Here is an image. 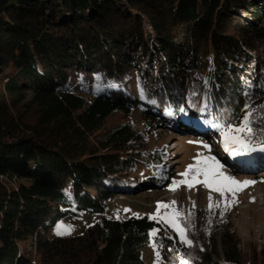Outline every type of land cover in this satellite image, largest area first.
Returning <instances> with one entry per match:
<instances>
[{
    "label": "trees",
    "instance_id": "obj_1",
    "mask_svg": "<svg viewBox=\"0 0 264 264\" xmlns=\"http://www.w3.org/2000/svg\"><path fill=\"white\" fill-rule=\"evenodd\" d=\"M135 69L144 98L120 86ZM75 70L118 85L74 84ZM246 104L264 105V0H0V264H151L152 240V264H264L228 231L220 253L218 232L196 229L193 214L188 247L149 216L110 210L116 195L171 181L149 134L220 135L213 124H238ZM82 212L100 218L50 236Z\"/></svg>",
    "mask_w": 264,
    "mask_h": 264
},
{
    "label": "rangeland",
    "instance_id": "obj_2",
    "mask_svg": "<svg viewBox=\"0 0 264 264\" xmlns=\"http://www.w3.org/2000/svg\"><path fill=\"white\" fill-rule=\"evenodd\" d=\"M143 73V72H142ZM77 75L72 81L79 82L81 86H87L96 91H103L110 86H116L115 82L103 73H86L84 70H75ZM141 70L135 69L121 81L122 88L129 89L133 94L144 98L145 90L138 82ZM77 84V83H76ZM193 110V108H192ZM139 130L145 128L143 113L138 111L132 117ZM121 113L116 114L109 122V127L122 122ZM178 125L170 128H159L154 133L149 134L145 146L151 150H158L166 161V166L172 174V179L181 180L180 173H183L189 164L195 163L194 157L198 153L215 156L223 165L224 171L229 176H234L238 181H256L255 184L245 186L242 191L237 193L238 203L233 204L228 210L213 208L211 213L206 209L209 204V194L212 196V203L217 201L223 203L225 196L220 193L205 188L202 184H196L189 189L187 185H180L175 191L169 190L171 181L166 182L159 188H149L135 194L121 193L111 202L110 210L116 207L119 210V218H127L138 213L139 216H150L156 211L158 201H176L177 210L184 212L191 211L195 218V228L203 226L208 232H218V247L222 253L220 236L228 231L239 241V248L244 254L245 259L252 261L256 258L259 262L264 261V159L255 156L251 152L239 156H233L223 150L222 136L215 130L211 137L208 135L200 136L194 128L185 131ZM195 130V131H194ZM206 140V141H205ZM190 141L204 142L211 145V150L203 147L202 143H189ZM138 174H143L144 170H138ZM191 178V176L189 177ZM203 179V176L199 177ZM227 200H232V194H226ZM254 198V199H253ZM193 202L195 207L193 208ZM131 209V211H124ZM171 209H161V215ZM81 216H69L61 222L63 225H70L71 231L64 235L57 234V224L50 232L52 238L57 236H73L82 232L87 223H94L100 217L88 212H82ZM210 220V223L206 222ZM201 221L203 224L201 225ZM78 226V227H76ZM209 234V233H208ZM154 240L143 249L144 259L149 263H155L159 258L156 256V247L153 246Z\"/></svg>",
    "mask_w": 264,
    "mask_h": 264
},
{
    "label": "snow or ice",
    "instance_id": "obj_3",
    "mask_svg": "<svg viewBox=\"0 0 264 264\" xmlns=\"http://www.w3.org/2000/svg\"><path fill=\"white\" fill-rule=\"evenodd\" d=\"M183 111V109H181ZM259 126V131L257 127ZM222 136V147L227 153L233 156H239L250 152H255L258 149L264 151V105L260 109L253 108L250 104H246L241 120L238 124H213ZM189 143H202L203 147L211 150V145L204 142L190 141ZM195 163L189 164L186 170L179 175L183 177L181 180L172 179L169 184V190L175 191L180 185H187L189 189L196 184H202L205 188L214 190L225 196L223 203L217 201L212 203V196L209 194V204L206 211L211 213L213 208H221L228 210L233 204L238 203L237 193L242 191L245 186L255 184L256 181L246 180L238 181L234 176L227 175L222 169L224 165L215 157L211 155H204L198 153L194 157ZM191 176V178H189ZM203 176V179L199 177ZM165 179H167L165 177ZM232 194V200H227L226 194ZM254 199V198H253ZM176 201L163 202L158 201L156 211L150 214L149 218L153 221H159L165 228H169L178 234L179 241L186 244L188 247L193 246V240L188 237L189 227L191 222V211L186 214L182 210H177ZM195 203L193 202V208ZM171 209V211L164 212L161 215V209ZM119 211V210H118ZM124 211H131L125 209ZM133 215L139 216L138 213ZM119 219V215H117ZM210 223V220L206 221ZM71 231V226L63 225L62 223L57 228L58 235H64ZM160 231L158 228L152 229L150 235L155 237ZM153 246L156 247L155 243ZM156 256L159 258L160 252L156 251ZM182 264H187L183 261Z\"/></svg>",
    "mask_w": 264,
    "mask_h": 264
},
{
    "label": "bare ground",
    "instance_id": "obj_4",
    "mask_svg": "<svg viewBox=\"0 0 264 264\" xmlns=\"http://www.w3.org/2000/svg\"><path fill=\"white\" fill-rule=\"evenodd\" d=\"M114 209H116V208L114 207L113 210H114ZM113 210H112V215H113V216H117V215H119V212H118V211H113ZM116 210H117V209H116Z\"/></svg>",
    "mask_w": 264,
    "mask_h": 264
},
{
    "label": "built area",
    "instance_id": "obj_5",
    "mask_svg": "<svg viewBox=\"0 0 264 264\" xmlns=\"http://www.w3.org/2000/svg\"><path fill=\"white\" fill-rule=\"evenodd\" d=\"M113 211H118V210L114 209ZM76 227H78V226H76Z\"/></svg>",
    "mask_w": 264,
    "mask_h": 264
}]
</instances>
